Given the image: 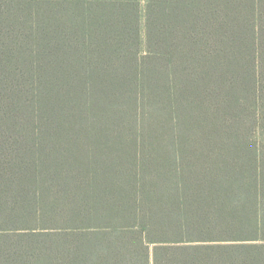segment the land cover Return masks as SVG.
I'll return each instance as SVG.
<instances>
[{
	"label": "trees",
	"instance_id": "16d2710c",
	"mask_svg": "<svg viewBox=\"0 0 264 264\" xmlns=\"http://www.w3.org/2000/svg\"><path fill=\"white\" fill-rule=\"evenodd\" d=\"M0 264H264V0H0Z\"/></svg>",
	"mask_w": 264,
	"mask_h": 264
}]
</instances>
